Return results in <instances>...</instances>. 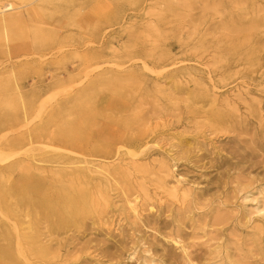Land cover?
<instances>
[{"label":"rangeland","instance_id":"1","mask_svg":"<svg viewBox=\"0 0 264 264\" xmlns=\"http://www.w3.org/2000/svg\"><path fill=\"white\" fill-rule=\"evenodd\" d=\"M9 1L0 194L36 231L0 264H264V0Z\"/></svg>","mask_w":264,"mask_h":264},{"label":"bare ground","instance_id":"2","mask_svg":"<svg viewBox=\"0 0 264 264\" xmlns=\"http://www.w3.org/2000/svg\"><path fill=\"white\" fill-rule=\"evenodd\" d=\"M17 7L14 5L12 1L7 2L5 5L1 7L0 12L5 14L6 12H12L16 10ZM1 181H3V178L0 176V186ZM60 194L62 196L61 199L55 200V201H49L46 205L45 210V218H47L50 222V224L53 227H59L65 224V220L73 219L79 212V205L81 203H84L86 199L89 198L87 196L85 189L79 185L76 184L70 188H66V186L60 187ZM7 191L2 190V193L0 194L1 200L3 202V208L5 209V215L13 220V223L10 228L11 231H15V235H11L7 230L8 227L0 222V230L3 229V233L5 235L4 240L8 241L10 247L0 245V256L2 257H21L23 259L29 260L27 258V249L25 245L27 243H34V232L36 231V228L34 229H23L21 226L23 225V217L17 215L16 211L13 210V206L11 203L6 202L7 201ZM71 192V193H70ZM137 198L128 200L129 205L131 209L134 211L137 210ZM10 204V206H9ZM85 210H90L89 208H86ZM259 213L264 215V208H259ZM64 215L65 220L59 222L60 218ZM34 231V232H33ZM15 239L16 246L14 249L11 247L13 241ZM40 252L43 255L44 249L40 248ZM45 254V253H44Z\"/></svg>","mask_w":264,"mask_h":264}]
</instances>
